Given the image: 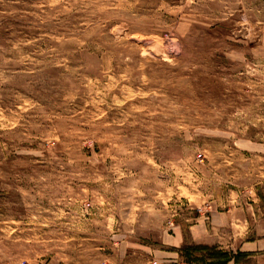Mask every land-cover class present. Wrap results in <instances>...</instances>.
<instances>
[{
	"label": "rangeland",
	"instance_id": "374dc122",
	"mask_svg": "<svg viewBox=\"0 0 264 264\" xmlns=\"http://www.w3.org/2000/svg\"><path fill=\"white\" fill-rule=\"evenodd\" d=\"M0 264H264V0H0Z\"/></svg>",
	"mask_w": 264,
	"mask_h": 264
},
{
	"label": "crops",
	"instance_id": "0c3cea01",
	"mask_svg": "<svg viewBox=\"0 0 264 264\" xmlns=\"http://www.w3.org/2000/svg\"><path fill=\"white\" fill-rule=\"evenodd\" d=\"M247 252H250V250H248Z\"/></svg>",
	"mask_w": 264,
	"mask_h": 264
}]
</instances>
